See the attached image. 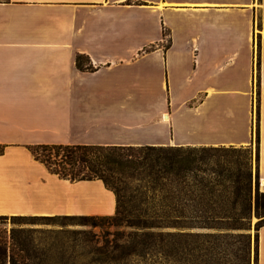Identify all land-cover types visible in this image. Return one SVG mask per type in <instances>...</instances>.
Segmentation results:
<instances>
[{
    "label": "crops",
    "instance_id": "0c3cea01",
    "mask_svg": "<svg viewBox=\"0 0 264 264\" xmlns=\"http://www.w3.org/2000/svg\"><path fill=\"white\" fill-rule=\"evenodd\" d=\"M255 125L262 180L264 0H0V214L116 211L32 144L245 145Z\"/></svg>",
    "mask_w": 264,
    "mask_h": 264
},
{
    "label": "trees",
    "instance_id": "16d2710c",
    "mask_svg": "<svg viewBox=\"0 0 264 264\" xmlns=\"http://www.w3.org/2000/svg\"><path fill=\"white\" fill-rule=\"evenodd\" d=\"M30 147L37 159L61 177L72 180L103 179L117 196L116 211L109 215L118 223L127 220L136 228L125 243L117 244L89 260L80 263L73 261L71 264H133V259H154L164 255L176 258L180 252L176 233H165L160 228L186 223L210 226L221 222L224 223L221 225H226L230 221L233 223L228 226L243 227L247 222L241 218L247 217L251 211L249 193L231 199L227 195V179H220L219 184L223 189L217 192L210 179L199 177L197 171L202 169L200 161L207 157L201 151L208 150L206 147L87 143H37ZM4 149L5 145L0 144V154ZM252 177L250 171L248 179L251 183ZM189 206H192L191 210ZM107 215L65 216L95 220ZM13 217L55 218L56 215L15 214ZM240 236L249 248L250 234L242 233ZM166 242H169L168 246ZM24 245L21 250L26 248L27 244ZM9 247L7 240H0V264H44L32 256L27 258L12 254L7 259Z\"/></svg>",
    "mask_w": 264,
    "mask_h": 264
},
{
    "label": "rangeland",
    "instance_id": "374dc122",
    "mask_svg": "<svg viewBox=\"0 0 264 264\" xmlns=\"http://www.w3.org/2000/svg\"><path fill=\"white\" fill-rule=\"evenodd\" d=\"M84 62V58L80 59ZM257 85L253 86L255 98V122L259 104L260 74L256 58ZM257 87V88H256ZM257 92V94H256ZM254 106V105H253ZM206 147L201 153L207 157L200 161L199 177L210 179L215 191L223 188L220 179H227V195L233 199L236 195H251V211L245 219L246 225L234 227L233 221L215 223V225H199L186 223L182 226H164L165 233H176L180 252L177 257L164 255L159 258L132 260L133 264H257L256 236L258 227L264 223V184L258 174V134L255 125V137L249 144H216V145H184ZM252 172V183L248 173ZM258 180V184H257ZM136 182V181H134ZM136 185L137 183H133ZM258 190V193H257ZM150 193V192H149ZM190 210L192 206L188 207ZM241 210L242 206L239 207ZM15 214H0V240H7L8 258L12 254L18 257H34L44 264H71L83 262L93 256L103 254L113 246L125 243L136 229L129 222L118 223L112 215L99 217L95 220L71 218L53 214L55 218H14ZM24 215V214H22ZM52 215V214H25ZM158 230L157 228H155ZM242 233L250 234L251 246L248 248L242 241ZM172 237V236H171ZM168 240V239H166ZM21 250V246H25ZM169 242H166V246ZM247 252V254H246Z\"/></svg>",
    "mask_w": 264,
    "mask_h": 264
},
{
    "label": "built area",
    "instance_id": "2783aa9c",
    "mask_svg": "<svg viewBox=\"0 0 264 264\" xmlns=\"http://www.w3.org/2000/svg\"><path fill=\"white\" fill-rule=\"evenodd\" d=\"M255 66H256V69H257V62H256V64H255ZM258 74H257V71H256V73H254V77L255 76H257ZM253 77V86H254V89H255V86L257 85V80L255 81V78ZM257 88V87H256ZM255 91H256V89H255ZM255 91H253L254 92V97H256L255 96ZM256 94H257V92H256ZM256 100H255V98L253 99V104H254V111H255V104H256V102H255ZM255 115V114H254Z\"/></svg>",
    "mask_w": 264,
    "mask_h": 264
},
{
    "label": "bare ground",
    "instance_id": "6f19581e",
    "mask_svg": "<svg viewBox=\"0 0 264 264\" xmlns=\"http://www.w3.org/2000/svg\"><path fill=\"white\" fill-rule=\"evenodd\" d=\"M263 184H264V179H263Z\"/></svg>",
    "mask_w": 264,
    "mask_h": 264
}]
</instances>
